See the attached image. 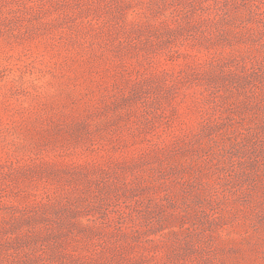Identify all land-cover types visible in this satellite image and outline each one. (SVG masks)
<instances>
[{
    "label": "rangeland",
    "instance_id": "374dc122",
    "mask_svg": "<svg viewBox=\"0 0 264 264\" xmlns=\"http://www.w3.org/2000/svg\"><path fill=\"white\" fill-rule=\"evenodd\" d=\"M0 264H264V0H0Z\"/></svg>",
    "mask_w": 264,
    "mask_h": 264
}]
</instances>
